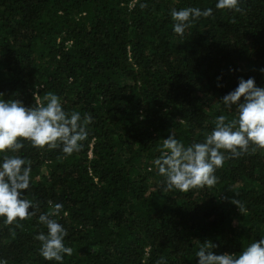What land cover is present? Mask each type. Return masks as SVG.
I'll return each instance as SVG.
<instances>
[{
  "label": "trees",
  "instance_id": "1",
  "mask_svg": "<svg viewBox=\"0 0 264 264\" xmlns=\"http://www.w3.org/2000/svg\"><path fill=\"white\" fill-rule=\"evenodd\" d=\"M217 2L0 0V99L32 106L35 93L53 92L66 113L93 117L71 156L27 140L7 153L31 165L23 198L39 210L20 226L0 217V264H59L35 239L56 203L64 207L52 218L73 248L63 264H197L206 240L239 255L264 237V150L226 158L214 187L187 193L163 192L154 164L172 132L187 147L204 142L216 117L235 118L221 99L241 77L264 87V0H240L239 13ZM185 7L213 14L179 37L170 10Z\"/></svg>",
  "mask_w": 264,
  "mask_h": 264
},
{
  "label": "clouds",
  "instance_id": "2",
  "mask_svg": "<svg viewBox=\"0 0 264 264\" xmlns=\"http://www.w3.org/2000/svg\"><path fill=\"white\" fill-rule=\"evenodd\" d=\"M140 7L143 9L147 5L142 3ZM215 7L242 12L240 0H218ZM212 14V8H172L173 31L183 37L192 23ZM259 71L264 73V68ZM34 98L32 106H25L19 99H0V153H5L0 163V217L6 218L7 225L16 223L20 226L19 221L30 219L39 210L38 203L23 198V192L30 187L31 165L25 166L24 159L7 153L18 152L24 147L22 141L27 140L35 148H60L64 156H71L84 148L83 142L89 135L88 125L93 122L90 114L82 119L79 112L66 113L60 98L53 92L46 93L43 100L36 93ZM221 100L230 110L235 106L237 115L231 120L225 115L216 117L215 127L205 134L204 142L186 147L177 140L174 132L163 139L161 156L154 161L158 174L164 177L163 192L211 189L218 182L215 172L223 167L226 158H239L249 151L264 150V87L257 86L252 77L247 80L241 77L238 87ZM224 152L229 156L226 157ZM231 202L243 213L244 207L238 199L232 197ZM63 207L62 203H56L49 212L39 215V223L46 226L47 233L40 232L35 237L41 242L40 255L59 264H63L65 255L73 254V248L64 243L67 229L52 218L58 216ZM30 208L34 210L30 212ZM215 247L217 245L206 240L196 252L197 264H264V237L248 245L239 255H218L213 251ZM156 264H166V260L161 257Z\"/></svg>",
  "mask_w": 264,
  "mask_h": 264
}]
</instances>
